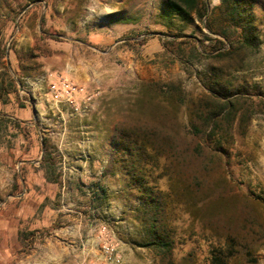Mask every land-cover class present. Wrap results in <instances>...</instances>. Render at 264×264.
Here are the masks:
<instances>
[{"label": "rangeland", "instance_id": "1", "mask_svg": "<svg viewBox=\"0 0 264 264\" xmlns=\"http://www.w3.org/2000/svg\"><path fill=\"white\" fill-rule=\"evenodd\" d=\"M204 1L207 17L219 18L221 0ZM164 2L0 0V75L7 71L18 90L0 99V264H67L70 247L80 251L85 240L98 259L76 264H100L102 247L120 264H207L215 240H226L230 264H264V2L248 0L251 46L234 33L221 57L195 58L189 67L162 40L191 34L210 49L216 36L194 16L190 23L168 15ZM196 74L216 82L230 107ZM60 80L76 88L71 103L50 90ZM208 114L211 139L222 142L217 152L200 133ZM121 131L155 135L167 156L172 149L168 225L175 244L168 255L139 245V202L111 156L109 140ZM44 139L56 184L40 166ZM195 144L202 156L190 160ZM15 227L44 236L24 252ZM50 236L59 245L49 251L64 259L43 260L42 241Z\"/></svg>", "mask_w": 264, "mask_h": 264}, {"label": "trees", "instance_id": "2", "mask_svg": "<svg viewBox=\"0 0 264 264\" xmlns=\"http://www.w3.org/2000/svg\"><path fill=\"white\" fill-rule=\"evenodd\" d=\"M261 1L264 2V0ZM249 3L251 4V2ZM218 10L220 12L219 18H210L207 17L208 9L204 0H165L164 11L168 15L190 23L194 22L192 18L194 16L197 23L202 24L203 28L216 37L211 38L213 45L208 49L203 41H198L191 34L176 33L169 35L170 38L162 40L163 49L172 55L174 59L189 67L193 64L195 58L221 57L226 45L228 44L230 48L233 45L234 33L238 32L236 36H238V41L242 46H251L256 36L254 16L250 13L248 0H221ZM193 28L198 29L196 26H193ZM205 37L208 36L205 35ZM137 43L142 44L143 39L138 40ZM196 76L206 91L215 95L218 101L224 103V108L230 107V102L225 97L226 94H223L222 90L217 88L218 84L216 82L212 83L211 79L201 77L198 74ZM11 93L18 95V90L9 73L4 71L0 75V99L4 100ZM1 120L12 122L18 129L20 127V122L11 120L10 117L4 118L2 116ZM201 121V125L205 129L200 133H203L208 139V147H212L214 152L219 151L222 142L211 139V135L214 133L213 127H211L214 122L212 115L204 116ZM189 127L198 129L197 124L193 122L189 124ZM155 138V135H151V133L140 134L135 131H121L118 135L110 138L109 141L112 159L115 164L119 165V170L126 175L125 187L129 192L134 193V198L139 202L135 211L137 212L138 221L144 227L143 235L145 239L139 245L151 247L157 253L165 256L172 252L175 244L173 228L170 229L168 225L172 222L168 209L169 201L173 195L171 194L172 176L177 169L173 167L174 163L170 159V155L173 154L172 149L168 148V156L165 155L163 150L156 145ZM189 138L192 141L195 136L190 133ZM43 143L44 154L40 166L45 171V181L56 184L58 183L56 162L48 152L45 139ZM200 149V145L195 144L193 148L187 150V153H189L186 158L196 157L199 159L202 156ZM14 181L16 189L19 186L18 178L15 177ZM192 182L199 188L200 184L197 176L193 177ZM43 236L40 235L38 230L17 231V240L24 252H27L36 237L41 240ZM215 241L208 252L207 264H230L233 255L227 253L226 240L222 242H220L221 240ZM247 255L249 256V253Z\"/></svg>", "mask_w": 264, "mask_h": 264}, {"label": "crops", "instance_id": "3", "mask_svg": "<svg viewBox=\"0 0 264 264\" xmlns=\"http://www.w3.org/2000/svg\"><path fill=\"white\" fill-rule=\"evenodd\" d=\"M42 17V14H41ZM45 227V226H42ZM36 229H40V226H38ZM17 229L15 227L14 229V233L16 235ZM90 243V241L85 240L84 242H82V249L80 251H77L76 249H73L70 247L69 251L67 253H69V257H67V264H76V262L78 261H86V260H90L93 256H96L97 253L96 252H92L91 250L87 249L86 246H88V244ZM56 245H59L57 240L53 239L51 236L48 238L43 239L42 241V257L44 261H50V262H57L60 261L61 259H64L63 256H61L60 253L58 252H50L49 250L54 249ZM51 248V249H50ZM96 259H98V255L96 256Z\"/></svg>", "mask_w": 264, "mask_h": 264}, {"label": "built area", "instance_id": "4", "mask_svg": "<svg viewBox=\"0 0 264 264\" xmlns=\"http://www.w3.org/2000/svg\"><path fill=\"white\" fill-rule=\"evenodd\" d=\"M50 90L56 99H63L65 102L71 103L73 101V92L76 88L65 80H60L57 87L52 85ZM103 258L100 264H120V260L113 257L111 251L107 247H102Z\"/></svg>", "mask_w": 264, "mask_h": 264}, {"label": "water", "instance_id": "5", "mask_svg": "<svg viewBox=\"0 0 264 264\" xmlns=\"http://www.w3.org/2000/svg\"><path fill=\"white\" fill-rule=\"evenodd\" d=\"M32 112H33V109H32ZM33 116H34V113H33ZM41 147H42V151H43V143H42V140H41Z\"/></svg>", "mask_w": 264, "mask_h": 264}]
</instances>
